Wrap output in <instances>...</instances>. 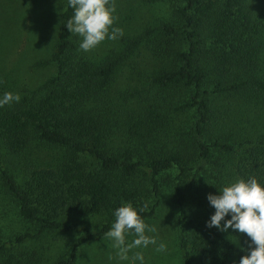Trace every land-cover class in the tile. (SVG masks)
Wrapping results in <instances>:
<instances>
[{"label": "trees", "instance_id": "16d2710c", "mask_svg": "<svg viewBox=\"0 0 264 264\" xmlns=\"http://www.w3.org/2000/svg\"><path fill=\"white\" fill-rule=\"evenodd\" d=\"M71 15L66 3L50 57L56 72L44 81V93L0 108V187L15 202L17 215L39 222L38 233L58 229L73 234L67 258L56 263L73 264L78 247L103 236L114 220L113 210L122 203L143 208L144 220L150 217L159 202L158 175L175 167L183 264H238L247 254L249 238L231 228L206 227L214 212L206 195L218 194L223 185L240 178L256 177L264 183V0L259 10L248 0H179L171 20L126 38L123 49L100 63L76 54L65 26ZM140 45H146L155 59L166 61L151 74L154 85L190 92L178 107L193 108L188 134L194 152L189 156L152 151L151 143L165 125L152 117L161 115L153 103L143 110L132 106L137 91L120 94L128 104L125 109L111 100L120 64ZM116 113L123 117L118 119ZM218 124L227 138L206 139L207 131ZM121 131L125 145L110 147ZM33 147L48 150L50 160L43 165L26 160ZM214 150L219 158H214ZM2 155L25 168L21 183ZM207 165H212L209 170ZM190 175L193 181L205 175L207 182L205 190L190 194L189 205ZM147 194L153 198L151 204L141 200ZM67 210L105 215L106 221L96 229L79 228L64 221ZM27 236L0 235V264H11V255L3 263V250Z\"/></svg>", "mask_w": 264, "mask_h": 264}, {"label": "rangeland", "instance_id": "374dc122", "mask_svg": "<svg viewBox=\"0 0 264 264\" xmlns=\"http://www.w3.org/2000/svg\"><path fill=\"white\" fill-rule=\"evenodd\" d=\"M248 1L252 9H260L262 0ZM66 3L67 0H0V95L8 91L18 93L20 98L23 96L39 98L44 93V81L56 72L55 62L50 60V57L57 42L58 26ZM114 3L117 16L115 26L123 29V35L115 41L105 40L96 48L84 52L78 48L80 37L71 33L70 37L79 57L100 63L111 52L123 49L126 38L140 33L145 27H154L161 22L171 20L179 0L156 2L114 0ZM41 61L44 64L39 65ZM165 62L155 59L146 45L138 46L120 64L111 86L110 97L113 102L119 104V109H125L124 106L127 107L128 104L123 102L120 94L127 90L137 91L132 106L137 110H143L148 108L149 103H153L161 115L152 117H155L156 124L161 122V126L165 125L158 140L151 143L152 151L157 148V152L176 151L189 156L194 152L188 134L193 123V108L182 111L178 110V107L189 99L190 92L184 87L177 86L160 89L151 82V74ZM114 116L120 119L123 114L116 113ZM112 122L115 124L116 119L114 118ZM220 127L221 125L218 124L214 129L210 128L205 136L206 139H214L216 136L221 139L227 138ZM123 134L122 131L117 134L115 139L110 141V147L116 149L117 146L125 145L126 137ZM213 153L214 158L220 157L218 150H214ZM27 155L26 160L36 165H43L50 160L49 151L45 149L33 147L32 152ZM2 157L16 181L21 183L27 176L25 168L7 155ZM210 166L212 165H207V170ZM176 174L177 169L172 167L158 175L159 202L153 214L145 219L147 223L156 227L157 231L154 235L157 236L158 243L163 240L167 244V251L156 252L154 245L142 250H132L143 251L146 264H183V252L179 247L178 209L173 191ZM192 178V175L188 177L189 187L186 192L189 205L192 201L191 195L193 196L196 190L198 192V189L204 187L207 182L205 175L196 179L197 181H193ZM209 193L211 192L207 194ZM212 194L216 193L213 191ZM145 199L148 204L153 202V198L148 194L145 198H141V200ZM63 218L66 223H75L79 228L90 229H96L106 221L105 215L82 216L70 210L63 214ZM38 228L39 222L25 220L17 215L15 202L0 187L1 237L5 239L18 234H28L21 243L10 245L3 250V263L8 255L12 256L11 264H56L59 260L66 259L74 235L58 229L43 230L38 233ZM127 239L131 240L132 237L129 236ZM111 244L112 242L104 235L82 243L76 251L73 264H127V262H118Z\"/></svg>", "mask_w": 264, "mask_h": 264}, {"label": "clouds", "instance_id": "9594fccd", "mask_svg": "<svg viewBox=\"0 0 264 264\" xmlns=\"http://www.w3.org/2000/svg\"><path fill=\"white\" fill-rule=\"evenodd\" d=\"M67 7L72 9V15L65 26L80 37V50L88 52L105 40L115 41L123 35V29L115 26L114 0H67ZM19 101L18 93L6 91L0 95V108ZM206 199L214 208L205 221L206 227L220 231L231 228L249 238L247 254L240 257L238 264H264V183L256 177L240 178L223 185L218 194H207ZM143 211L124 202L112 212L114 220L104 236L112 242L118 262L146 264L143 251L132 250L149 245H154L156 252L167 251V244L163 240L158 243L154 235L156 227L140 215Z\"/></svg>", "mask_w": 264, "mask_h": 264}]
</instances>
